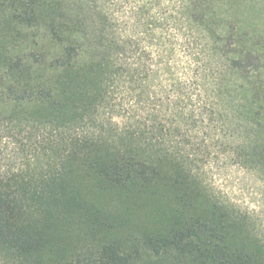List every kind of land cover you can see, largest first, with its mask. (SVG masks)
Wrapping results in <instances>:
<instances>
[{"label": "trees", "instance_id": "1", "mask_svg": "<svg viewBox=\"0 0 264 264\" xmlns=\"http://www.w3.org/2000/svg\"><path fill=\"white\" fill-rule=\"evenodd\" d=\"M169 7L0 0V264H264L207 177L264 178V91Z\"/></svg>", "mask_w": 264, "mask_h": 264}, {"label": "rangeland", "instance_id": "2", "mask_svg": "<svg viewBox=\"0 0 264 264\" xmlns=\"http://www.w3.org/2000/svg\"><path fill=\"white\" fill-rule=\"evenodd\" d=\"M104 1L112 13L136 11L149 22L153 16L170 11L169 3L174 1L178 9H182L200 43L211 53L212 63L219 66L227 58L235 62L237 69L228 76L222 73V77L231 80L245 78L252 90L264 91V0H166L165 5L161 6L159 0ZM44 34V29L36 26L23 32L19 41L29 37L39 41ZM5 153L11 157L13 145H8ZM207 177L214 185L210 189L219 197L252 214L264 237L262 175L239 167L222 166ZM170 264H173V260H170Z\"/></svg>", "mask_w": 264, "mask_h": 264}]
</instances>
